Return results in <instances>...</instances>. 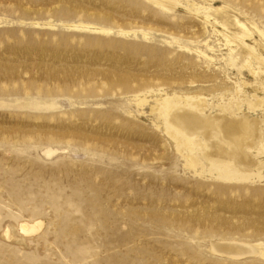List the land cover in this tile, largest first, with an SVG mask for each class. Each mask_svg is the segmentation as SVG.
<instances>
[{"label":"rangeland","instance_id":"rangeland-1","mask_svg":"<svg viewBox=\"0 0 264 264\" xmlns=\"http://www.w3.org/2000/svg\"><path fill=\"white\" fill-rule=\"evenodd\" d=\"M211 3L264 28V0ZM188 6L0 0V264H264L213 249L264 241V181L197 174L132 100L203 94L214 114L254 81Z\"/></svg>","mask_w":264,"mask_h":264},{"label":"bare ground","instance_id":"bare-ground-1","mask_svg":"<svg viewBox=\"0 0 264 264\" xmlns=\"http://www.w3.org/2000/svg\"><path fill=\"white\" fill-rule=\"evenodd\" d=\"M151 1L165 10H174L187 3L189 11L203 13L205 30L208 31L210 26L212 34L225 41L219 43L218 50L227 49L232 68H236L240 75L248 70L254 81L248 83L243 77L231 80L230 100L218 103L214 114V111L208 114L213 103L203 94L181 96L164 92L159 93L162 97L149 100L155 93L150 89L133 95L132 100L139 108L150 106L151 114L162 121L165 132L174 141L186 165L195 169L197 174L230 183L263 182L264 28L247 18L242 19V13L231 8L230 4L214 6L213 0H204V6L189 0ZM205 44L210 51H216L209 40ZM201 53L207 59H213L206 51ZM249 87L252 92L246 89ZM259 110L261 115L257 114ZM42 224L25 222L21 230L33 234L42 228ZM213 249L234 259L250 256L264 259V241L227 242Z\"/></svg>","mask_w":264,"mask_h":264}]
</instances>
